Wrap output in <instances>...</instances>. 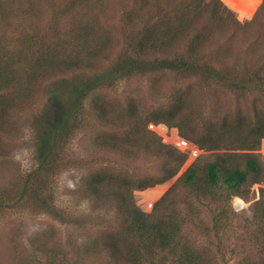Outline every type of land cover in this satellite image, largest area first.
<instances>
[{"label":"trees","instance_id":"1","mask_svg":"<svg viewBox=\"0 0 264 264\" xmlns=\"http://www.w3.org/2000/svg\"><path fill=\"white\" fill-rule=\"evenodd\" d=\"M90 5V0H67L57 12L58 16L75 18L67 33L53 24L46 33L37 36L33 33L20 39L13 49L0 44V126L14 100L29 98L42 79L51 78L48 93L56 106L59 104L51 118L48 108L35 117L36 168L25 176L16 194L0 195V210L30 204L41 212L58 216L50 205V195H46L49 182L51 177L74 164L75 160L69 159L64 149L81 129L80 115L86 98L98 89L136 74L170 72L213 83L238 96L255 91L263 103L252 104V119L238 109L232 116L205 121L199 128L193 124L188 111L190 104L186 94H174L168 106L154 109L145 116L140 115L130 101L123 112L122 127L126 130L120 135L107 134L98 139L102 147L120 155L131 156L140 151L145 156L160 159L157 173L152 176L134 178L120 170L89 173L85 182L87 192L95 198L105 196L121 217L118 237L111 234L101 240L108 257L112 261L126 260L128 264H166L169 260L170 264H202L200 257L183 242L175 215L153 217L152 213L145 214L134 205L133 191H142L171 179L186 160L185 153L163 144L147 127L150 123L176 128L183 139L199 150L223 151L205 164L193 163L180 177L183 187L196 199L215 202L221 196L225 200L237 197L235 202L242 205L239 198L246 199L252 186L264 183V164L260 156L253 153L264 138V54L257 57L255 69L249 70L245 64L246 69L241 73L237 55L240 53L234 52L233 43L239 31L247 35L257 25V17L264 14V0L254 19L243 24L221 0H189L172 5L171 13L166 7L157 10L152 17L145 18L139 30L135 29L114 64L102 74L87 73L108 44L107 38L93 43L91 37L95 36V31L87 19L83 23L85 18L81 12L88 10ZM125 18L131 23L137 14L126 12ZM85 38H91V42ZM182 40L184 46L181 48ZM258 44L259 39H255L248 49L246 47L252 59ZM210 45L212 48L206 51ZM10 87L15 93L13 97H9V92H2ZM95 102L96 98H92L96 117L104 122L110 110ZM164 126L159 127L166 131ZM160 195L161 190H150L144 197L153 202ZM252 213L255 223L259 224V234L264 238V188L258 189ZM213 221L216 226L219 220L214 218ZM122 242L126 244L124 253L120 249ZM57 251L52 246L44 264H62L56 262Z\"/></svg>","mask_w":264,"mask_h":264},{"label":"rangeland","instance_id":"2","mask_svg":"<svg viewBox=\"0 0 264 264\" xmlns=\"http://www.w3.org/2000/svg\"><path fill=\"white\" fill-rule=\"evenodd\" d=\"M221 1L243 24L254 19L263 0ZM183 2L189 0H90V8L81 12L85 18L83 23L87 19L88 25L94 29L93 43L107 38L108 44L87 73H105L123 51L131 34L142 27L145 18L152 17L154 12L165 7L171 13L172 5L178 6ZM66 3L67 0H0V44L13 49L25 36L46 33L53 24L62 33H67L75 18L57 15ZM126 12L136 13L137 18L130 23L125 18ZM256 22L249 34L239 31L233 38L234 52L240 53L237 55L240 57L238 63H241L238 71L241 73L246 69L245 64L249 66L247 69H255L253 66L259 60L257 57L264 54V14L257 17ZM200 23L203 24V21ZM91 38L85 40L91 42ZM255 39H259L256 55H252L256 60L246 51ZM180 42L182 48L184 40ZM211 46L206 47V51ZM50 81L51 78H46L37 82L30 97L21 101L15 99L13 107L3 117L4 122L0 126V195L3 197L16 194L25 176L36 168L34 119L46 108L51 118L59 106L48 93ZM12 90L13 87H10L2 92H9V97H13L15 93ZM176 93L188 96V111L196 128L205 121L232 116L238 109L252 119V104L263 103L255 91L238 96L234 91L213 83L170 72L136 74L96 90L83 104L81 129L64 149V154L75 160L74 164L51 177L49 182L46 195H50V205L58 216L41 212L30 204L2 208L0 264H44L52 246L58 250L56 262L62 264H128L122 259L112 261L101 245L103 238L118 235L121 217L105 196H90L85 182L89 173L95 170H120L134 178L155 175L160 159L145 156L140 151L131 156L120 155L102 147L98 139L107 134L120 135L126 130L122 121L128 102L132 101L139 114L145 116L154 109L168 106ZM92 98H96L98 106L110 110L104 122L96 117ZM159 126L164 125L149 123L147 128L163 144L185 153L186 160L171 179L142 191H133L134 205L145 214L152 213L153 217L175 215L183 242L200 257L202 264H264V238L259 234V224L255 223L252 213L258 189L264 188V183L252 186L246 199L239 198L242 205L235 202L237 197L225 200L221 196L215 202L196 199L183 187L180 177L193 163L205 164L223 151L199 150L183 139L176 128L164 126L165 131ZM181 141L186 142L185 146ZM253 153L258 154L264 164V138ZM161 186L165 187L156 188ZM150 190H161V195L153 202L144 197ZM219 211L223 212L220 214ZM214 218L219 220L216 226ZM120 249L122 253L126 251L124 242L120 243ZM166 264H170V260Z\"/></svg>","mask_w":264,"mask_h":264},{"label":"bare ground","instance_id":"3","mask_svg":"<svg viewBox=\"0 0 264 264\" xmlns=\"http://www.w3.org/2000/svg\"><path fill=\"white\" fill-rule=\"evenodd\" d=\"M181 140V139H180ZM182 142V141H181ZM188 143V142H187ZM182 144L185 146L186 142H182Z\"/></svg>","mask_w":264,"mask_h":264}]
</instances>
